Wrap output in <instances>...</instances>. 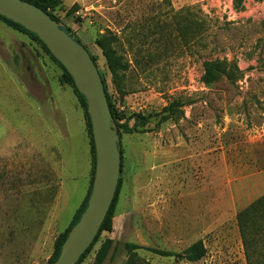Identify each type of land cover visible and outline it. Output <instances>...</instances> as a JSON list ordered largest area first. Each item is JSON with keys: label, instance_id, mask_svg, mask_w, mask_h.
<instances>
[{"label": "rangeland", "instance_id": "1", "mask_svg": "<svg viewBox=\"0 0 264 264\" xmlns=\"http://www.w3.org/2000/svg\"><path fill=\"white\" fill-rule=\"evenodd\" d=\"M52 13L96 55L119 122L133 128L119 133L111 230L79 264L106 238L102 264H247L237 215L264 194V0H61ZM98 39L122 65L115 74ZM173 99L176 118L159 121ZM91 163L63 70L0 19V264H49ZM196 240V261L147 249Z\"/></svg>", "mask_w": 264, "mask_h": 264}, {"label": "water", "instance_id": "2", "mask_svg": "<svg viewBox=\"0 0 264 264\" xmlns=\"http://www.w3.org/2000/svg\"><path fill=\"white\" fill-rule=\"evenodd\" d=\"M0 15L36 34L70 74L86 102L95 154L91 189L86 206L52 263L76 264L106 216L120 173L119 138L103 82L86 47L60 28L59 23L40 7L25 0H0Z\"/></svg>", "mask_w": 264, "mask_h": 264}, {"label": "trees", "instance_id": "3", "mask_svg": "<svg viewBox=\"0 0 264 264\" xmlns=\"http://www.w3.org/2000/svg\"><path fill=\"white\" fill-rule=\"evenodd\" d=\"M28 2H31L32 4L40 7L44 12L48 13L49 16L57 21L59 23V27L64 29L70 36H72L78 43L83 44L80 39L75 36L69 28L64 27L61 23L58 17H56L52 11H54L61 3V0H25ZM0 19L5 21L7 24L12 26L15 29L21 30L23 32L28 33L32 38L37 40L40 45L46 50V52L52 57V59L60 66V68L63 70L64 78L65 80L72 86L75 94L78 97V100L83 108L84 111V116H85V121H86V129L87 133L90 138V150H91V155H92V163H91V170H90V181L85 193L84 198L80 202L79 206L76 208L72 219L70 220L69 224L64 228V230L58 235L56 239V244H55V249L54 252L49 260V264H52L53 261L56 259L61 244L64 241L68 231L70 228L74 225V223L78 220L81 212L83 211L84 207L86 206L87 199L90 193L91 189V184H92V179H93V171H94V163H95V154H94V145H93V139H92V133H91V125H90V120L89 116L87 113V108H86V102L82 94L77 90V88L74 85L73 79L70 76V74L67 72V70L64 68V66L57 60L55 57L50 53L48 48L45 46V44L34 34L33 32L27 30L25 27L20 25L19 23H16L2 15H0ZM97 45H99L102 48L103 55L105 57V62L106 65L109 69V71L112 74L116 73V70L118 67H121V63L118 60V58L114 55V52L111 48L108 47L107 43H105L102 39H98L96 41ZM84 45V44H83ZM88 52L90 53L92 59L94 60L96 66H97V57L96 55L92 54L89 49L87 48L86 45H84ZM214 61H209L207 63V69L211 68H216L214 65ZM98 68V66H97ZM105 94L107 97V101L109 104V108L112 114V121L115 123L116 126V133L119 138V133L120 129L122 128L125 131H132L133 128L129 127L128 121L125 120L122 123H120V117H118L116 110L114 108V104L108 94L107 90V83L104 75L100 72L98 69ZM209 82L210 80H206ZM182 105L181 101L178 99H173L170 101L166 106L162 108V110L158 113L159 121L161 120H166L168 118H176V111L178 108ZM138 119H143L144 117L140 114L135 115ZM140 124H143L144 121H138ZM118 146H119V151H120V171H121V165H122V152H121V147H120V140L118 139ZM118 186H119V178H118V183L117 187L113 196V199L110 203L109 209L106 213V216L97 232L95 235L92 243L88 246V248L80 255L78 261L76 264H79L81 259L87 254L93 243L96 241L98 235L102 230L110 231L111 230V212L112 208L116 199V194L118 191ZM238 224H239V229L241 233V238H242V244L244 247V252H245V258L247 264H264V194L260 197H258L256 200L252 201L248 206H246L244 209L239 211L238 215ZM112 244V239L111 238H106L103 240L99 248L97 249L95 253V258L93 264H102L104 261L105 257L107 256L110 247ZM130 247H138V245H131ZM148 250H150L153 253L159 254L161 256H176V257H182L187 261H196L199 260L201 257L204 256L205 254V246L201 240H196L189 244L186 248H184L180 252H174L170 250H165V249H160V248H155V247H147Z\"/></svg>", "mask_w": 264, "mask_h": 264}]
</instances>
